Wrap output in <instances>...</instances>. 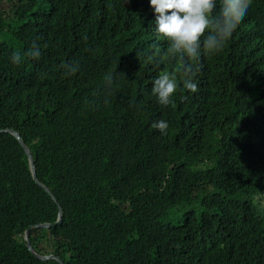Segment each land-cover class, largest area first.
Returning a JSON list of instances; mask_svg holds the SVG:
<instances>
[{
  "label": "trees",
  "instance_id": "obj_1",
  "mask_svg": "<svg viewBox=\"0 0 264 264\" xmlns=\"http://www.w3.org/2000/svg\"><path fill=\"white\" fill-rule=\"evenodd\" d=\"M154 23L150 0H0V129L55 198L0 132V264H59L23 238L58 205L29 239L64 264H264V0L168 106Z\"/></svg>",
  "mask_w": 264,
  "mask_h": 264
},
{
  "label": "clouds",
  "instance_id": "obj_2",
  "mask_svg": "<svg viewBox=\"0 0 264 264\" xmlns=\"http://www.w3.org/2000/svg\"><path fill=\"white\" fill-rule=\"evenodd\" d=\"M251 4L252 0H219L217 11L218 0H150L155 13L156 33L169 46L163 51L154 44L148 58L155 64L161 63L163 56L173 61L178 58L182 62L176 75L165 72L153 80L151 94L158 104H172L181 83L189 92L199 90L194 77L199 71L202 52L212 55L222 51ZM26 54L39 59L41 52L36 41ZM137 57L139 59L138 54ZM12 63H21L20 53L13 54ZM62 67L66 76L78 71L76 63H66ZM152 127L166 135L169 125L167 121L159 120Z\"/></svg>",
  "mask_w": 264,
  "mask_h": 264
},
{
  "label": "water",
  "instance_id": "obj_3",
  "mask_svg": "<svg viewBox=\"0 0 264 264\" xmlns=\"http://www.w3.org/2000/svg\"><path fill=\"white\" fill-rule=\"evenodd\" d=\"M0 132H8L10 134H12L17 140L18 142L20 143L21 147L23 148L26 156H27V159H28V164H29V170L31 172V175H32V178L33 180L44 190L46 191L50 196L51 198L55 201V198L53 196V194L49 191V189L41 184L37 177H36V172H35V165H34V162H33V158L31 156V153H30V149L27 147V145L23 142L20 134L14 130V129H11V128H4V129H0ZM61 220H62V212H61V208L60 206L58 205V214H57V219L54 221V222H50V223H38V224H35V225H31L27 228V230H25V234H24V240H25V245L26 247L28 248V250L30 251V253L35 257V258H38L40 260H47V259H55L56 261L59 262V264H64L63 261L60 259V257L56 256V255H53V254H47V255H44V254H40L38 252H36L34 250V248L32 247V245L30 244V239H29V234H30V231L33 229V228H51L55 225H58L61 223Z\"/></svg>",
  "mask_w": 264,
  "mask_h": 264
},
{
  "label": "rangeland",
  "instance_id": "obj_4",
  "mask_svg": "<svg viewBox=\"0 0 264 264\" xmlns=\"http://www.w3.org/2000/svg\"><path fill=\"white\" fill-rule=\"evenodd\" d=\"M174 219H176L175 211L170 212L169 215L165 218V221H171V220H174ZM39 248H40V250H42L44 252L45 251H51V248L48 245L42 244L41 242L39 243Z\"/></svg>",
  "mask_w": 264,
  "mask_h": 264
}]
</instances>
